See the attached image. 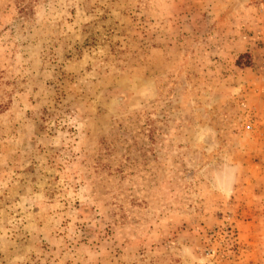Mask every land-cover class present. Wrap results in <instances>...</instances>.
<instances>
[{
    "label": "rangeland",
    "instance_id": "rangeland-1",
    "mask_svg": "<svg viewBox=\"0 0 264 264\" xmlns=\"http://www.w3.org/2000/svg\"><path fill=\"white\" fill-rule=\"evenodd\" d=\"M0 264H264V0H0Z\"/></svg>",
    "mask_w": 264,
    "mask_h": 264
}]
</instances>
